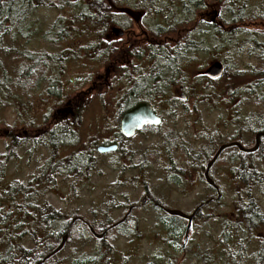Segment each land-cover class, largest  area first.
Returning a JSON list of instances; mask_svg holds the SVG:
<instances>
[{
	"label": "trees",
	"instance_id": "obj_1",
	"mask_svg": "<svg viewBox=\"0 0 264 264\" xmlns=\"http://www.w3.org/2000/svg\"><path fill=\"white\" fill-rule=\"evenodd\" d=\"M109 1L0 0V102L2 98L10 95L11 91L25 93L29 91L24 90H30L31 86H33L32 91L42 88L47 100L60 99L58 102L63 100L65 85L61 82L62 72L60 75L57 74L58 69L61 70L57 58L53 56L47 58L44 51L35 53L25 47V44L36 36L50 45L58 44L68 37L70 34L68 31H75L78 25L84 24L88 29L93 30V34L88 36L93 39L85 42V50L99 53L103 58V64L108 65L111 61L112 48L107 33L112 23H118L112 15ZM159 1L165 3V8L158 6ZM207 1L209 0H149L148 5L155 14L159 15L161 24V28H152L151 33L153 37L164 38L165 47L148 48L149 64L145 65L146 70L142 72H137L138 69L135 67L133 69L135 74L130 75L124 68L120 69L121 72H125L121 79L124 88L118 97L116 121L119 120L122 112L139 102L151 104L163 115L172 113L185 103L181 98L178 100L170 96V88L178 85L187 98L192 96L196 102H202L201 104L204 105L213 104L216 109L221 106L227 107L236 99H240L234 108H230L234 114L232 119H235L231 123L228 122V125L230 124L234 129L230 136L214 131L211 134L203 133L197 138L202 143L211 144L212 150L221 142H228L239 133L243 132L241 140L248 142L257 129L264 130V0H256L253 7L248 4L253 0H212L218 9L213 24H205L194 17V12L204 8ZM65 7L71 14L68 20L58 17L52 24H47L42 16L37 15L39 10L60 11ZM257 27L260 28L254 29ZM169 36H173L170 38L171 42L168 40ZM169 43L175 44V47L168 49ZM242 53L255 57L257 64L238 69L237 58ZM220 54L223 56H219ZM201 56H208L211 61L222 63L224 70L220 78L210 80L195 68V63ZM2 59H5L6 63H3ZM16 61L19 67L15 72L10 65ZM45 79L47 85L44 88L42 86ZM13 97L15 100L16 96ZM244 102L251 103V106L259 111L241 112ZM182 110L184 114L180 115L183 118L186 112L183 108ZM42 119V124L37 125L39 128L47 125L45 122L48 116ZM55 123L53 122L52 126H55ZM25 125L30 128L27 121ZM162 126L149 129V133L161 137ZM50 131L51 138L45 135L42 144L52 150L63 146L68 137L74 140V134L65 121L57 122L56 127ZM221 134L222 138L219 136ZM18 136L20 137L21 134ZM9 140L11 141L9 150L0 156V264H36L59 245L68 230L69 223L75 217L89 223L98 234L106 232L104 237L101 240L94 238L88 227L80 221L81 219L76 220L69 230L62 251L44 264H53L57 256L62 254L68 243L72 241L83 254L81 253L82 255L74 259L71 264H109V262L115 264V250L106 242L115 231L122 233V230L123 235L127 236L131 215H128L125 222L114 230L109 229L117 222L110 219V211L114 209L110 204L99 212L92 211L94 218L86 220L76 213L66 214L55 209L46 199L47 195L57 187L58 177L76 173L77 178L74 179L76 186H81L87 181L89 172L93 170L88 156L84 153L71 154L66 163L56 161V158L48 159L40 166L37 175L27 183L7 182L5 168L15 149L23 146L24 142H31L30 137L20 139L22 141L17 137ZM76 141L78 142V139ZM165 143L173 146L170 148L182 149L190 156L191 148L182 146L180 139H170L166 136ZM262 145L264 146V143ZM125 147L126 143H121L117 154L125 156L126 154H122ZM260 167V171L257 172L256 164L248 165V177L234 181L236 186L241 187V196H244L242 198H249L250 201L244 200L245 202L238 205L241 216L239 221L230 220L228 226L224 227L225 233L219 239L217 249L199 259L204 264L247 262L264 264V242H258L253 238L254 227L258 226L259 220L263 217V212L259 210L260 202L256 198H264V162ZM147 168V165L141 164L132 169L144 174ZM168 180L176 181L174 178ZM147 187L146 184L145 193L155 200L149 194ZM130 206L135 205L131 204L128 207ZM152 208L157 213H161L154 206ZM172 220L165 221V230L168 239L173 241L178 236L182 237L185 229L184 225L174 224ZM178 220L183 222L179 218ZM161 221V217H158L157 223L163 232ZM133 225L135 227V224H132L131 228ZM175 241L180 243L179 239ZM89 242H93L95 247L91 254H86L83 248L88 246ZM249 250H252L250 254L247 252ZM195 259L198 260V257L196 256ZM247 259L248 261L245 262ZM151 261L159 264L156 259Z\"/></svg>",
	"mask_w": 264,
	"mask_h": 264
},
{
	"label": "rangeland",
	"instance_id": "obj_2",
	"mask_svg": "<svg viewBox=\"0 0 264 264\" xmlns=\"http://www.w3.org/2000/svg\"><path fill=\"white\" fill-rule=\"evenodd\" d=\"M255 2L256 0H253L248 4L253 7ZM158 6L165 8V3L159 2ZM37 15L42 16L47 24H52L58 17H62L64 20L71 18L70 10L66 7L60 11L39 10ZM258 28L260 27L254 29ZM68 32L70 33L68 37L59 41L58 44L50 45L39 36L32 38L30 42L25 44V47L30 51L33 50L35 53L44 51L47 58L49 56L57 58L61 67L57 74L60 75L62 72L61 82L65 85V94L60 102H58L60 99L47 100L43 95L42 88L32 91L33 86H31L30 90H24L29 92L11 91L10 95L2 98L0 102V156L9 150L8 147L11 143L9 134H15L19 140L26 138H22V131L25 128L30 130L25 125L26 121L32 128L42 124V118L46 116H48V120L45 124L51 129L55 110L63 108L67 99L73 97L76 98L74 100L76 102L73 103L78 106L75 108L79 109L80 112L78 111L73 117L66 119L65 123H68L71 132L74 134V140L68 137L67 142L55 150L42 144L45 137L33 145L31 142H24L26 141L24 140V145L15 149L6 165L7 182L27 183L33 176L37 175L40 166L48 159L56 158V161L66 163L71 154L84 153L88 156L89 164L92 165V172H89L87 181H84L81 186H76L74 183V179L77 178L76 173L58 177L57 187L46 197L49 204L55 209L66 214L76 213L86 220H92L94 218L92 211L99 212L106 209V206L110 204L114 206V209L110 211V219L118 221L127 213L129 205L137 206L140 204L144 194H147L144 189L147 184L148 192L155 199L154 201H166L168 204L177 205L189 212L194 201L206 195V185L201 180L190 176L188 171L182 175V178L178 177L176 181L166 179L164 176L165 165L162 159H158L160 152L164 151L169 155L168 157L174 156L176 158L177 149L170 148L173 146L167 145L165 138L166 136L170 139L178 138L182 146L184 145L185 148L189 149L199 145L200 141L197 138L203 133L211 134L217 131L230 136L234 129L230 124L228 125V122L231 123L235 120L230 116L232 113L230 110L240 102V99H236L227 107L221 106L216 109L213 104L204 105L201 104V101V103L196 102L192 96L188 97L183 106L177 107L172 112L173 114H162L164 122L160 129L161 137L158 134L150 133L135 138L126 144L124 153H122L126 154L125 156L117 153L101 155L97 153L95 146L116 131L117 121L115 117L118 97L124 88L121 80H119L121 71L118 70L117 73L106 71L102 56L100 57L99 53H90L85 50V42L93 39L88 38L90 34H93V30L82 24L78 25L75 31L70 30ZM171 37L169 36L167 39L170 41ZM219 56L223 55L220 54ZM2 61L6 63L5 59ZM210 62L212 61L208 56H201L195 63V68L202 72ZM256 64L255 57H250L246 53L240 54L237 58L238 69L248 68ZM145 65L146 63L137 64V72L146 70ZM10 67L16 72L15 69L19 67V63L16 61ZM11 69L8 70L11 71ZM103 76L106 77L105 80ZM93 80L96 83L93 84ZM46 82L45 79L42 87L47 85ZM179 88L178 85L171 87L170 96L180 100L181 91ZM13 96H16L15 100ZM242 104L241 112L254 113L259 111L252 107L251 103L244 102ZM182 108L186 112L183 118L180 115L183 113ZM134 155L135 157H132ZM180 156L181 154L176 159L178 160L177 168L184 166L181 164ZM141 159L147 162L145 164L148 167L143 175L132 169L134 166H138ZM217 183L222 189V200L217 204V207L213 208V219L210 225L202 230L203 233H199L202 234L201 236L194 231L195 229L190 228L184 238H179V240L181 239L179 244L181 242L182 244L188 243L186 251L179 249L180 252L176 255L175 264H204L199 259L208 252L217 249L220 238L217 224L224 219L239 221L241 216L238 212V205L244 200L241 196V187L236 186V182L229 179L219 180ZM256 199L260 202L259 210L263 212L262 221H259L258 226L254 227L253 230V238L259 242L264 238V198ZM130 215L132 220L127 226L129 228L126 233L127 236L123 235L122 230V233L116 231L106 242L115 250V264H155L152 263V259L158 260L159 264H165L166 261L162 259V256L167 248L162 243L163 235L157 223L160 214L154 211L150 202L137 206ZM132 224H135V227L133 225L131 228ZM166 240H169L168 237ZM73 242L68 243L63 253L57 256L53 264H71L74 259L83 254L79 248L73 245ZM94 247L95 244L89 242L88 246L83 249L86 254H91ZM252 248L254 249V247ZM251 251L247 252L250 254ZM185 252L187 253L183 255L182 253ZM196 256L198 260L195 259ZM247 261L248 259L245 260V262ZM111 262L113 261L111 260Z\"/></svg>",
	"mask_w": 264,
	"mask_h": 264
},
{
	"label": "flooded vegetation",
	"instance_id": "obj_3",
	"mask_svg": "<svg viewBox=\"0 0 264 264\" xmlns=\"http://www.w3.org/2000/svg\"><path fill=\"white\" fill-rule=\"evenodd\" d=\"M148 2L149 0H123L122 2H120L119 0L109 1L112 15L114 16V19L118 20V23H112L108 29L107 39L111 43L112 56H111L110 63L105 66L106 71L108 72L110 71V73H117L118 70H120L121 68L122 69L124 68L125 72L130 73V75H134L133 69L137 66V64H144V63L149 64V52L147 51L149 47H151L152 49H156V47H159V48L165 47L163 46L165 45L164 38H159L155 36L153 37L151 33L152 28H155V27L161 28V24L159 23V18H160L159 15L155 14L154 11L150 9L149 7L150 5H148ZM205 4H206L205 7L202 8L200 11L194 12V17L195 19L199 18V20L203 21L205 24H213L216 21V18L218 15L217 14L218 9L217 7H215L212 0L207 1V3ZM113 29H118L121 33H114L112 31ZM171 41L172 40L170 39L169 42ZM173 47H175V44H172V43H169L167 46L168 49H172ZM212 62H210V64ZM210 64H208V66ZM125 72L124 71L121 72L122 75L120 74L119 80L123 78ZM103 78L105 80L106 77L103 76ZM92 83L93 84L96 83L95 80H93ZM179 91H181L180 92L181 100L186 101L187 97L182 92L181 87L179 88ZM75 99H76L75 97L67 99L63 108H60L59 110H55L53 120L51 123L53 122H56V123H55V126L53 127L51 126V129H49L48 126H45V127L42 126L39 128L37 125H35L32 128L30 127V130L24 129L22 131V134L24 135V137H30L31 145H33L34 143H37L39 139H43V137H46L45 135H49V139H50L51 138L50 130L56 127L57 122L59 121L64 122L66 119H70V117H73L76 114V112L77 113L78 111L80 112L79 109L75 108V107H78V106H75L76 103H73V102H76L74 101ZM137 104L138 103L134 104L132 107L122 112V114L119 117V120L116 122L117 123L115 127L116 131H114L112 135L109 136V138L101 140L95 146L96 151H97V147L99 146H109V145H115L116 150L110 153H99V154L101 155L116 154L120 149L121 143L127 144L128 142L134 140L137 137H140L144 134H150L149 129L158 128L162 126L164 122V117L162 116V113L159 112L157 109L154 108V106L150 104L153 107L155 114L161 118V124L159 126H145L142 129L136 131L132 136L130 137L125 136L121 131V118L126 111L131 110ZM233 115H234L233 113L230 114V116H233ZM207 134H210V133H207ZM257 134H259L258 139H257L258 144H257L256 149L253 152L241 151L236 146L226 148L221 152V154L219 155L215 163L210 167L209 171L207 172V176L214 182L218 190H216L214 187L207 185L205 181L206 166L208 162L212 159V157L214 156L218 148L223 144L237 142L245 150L252 149L256 144ZM15 136L16 135L13 133L8 135L9 139L14 138ZM219 136L221 137L222 134ZM242 136H243V132L239 133L237 136H235L233 139H231L228 142H221L220 144H218L217 148L214 150H212L213 148L211 144H205L200 141L197 147H192L190 149V156L188 153L184 152L182 149L176 148L177 149L176 155L178 156L179 154H181L179 159L181 161V164L184 165L183 168H177L176 166V164H178V160H176L177 156L176 158L174 156L168 157L169 155L166 154L164 151H161V152L159 151L162 157H160L159 155L158 159H162L163 164L165 165L164 166V170H165L164 176L166 177V179L174 178L175 180H177L178 177L182 178V175H184L185 172L188 171L190 176H193V178L197 180H201L206 185V195L199 200L196 199L192 205L193 206L192 209L189 212L184 211L182 208H180L177 205L168 204L166 201H160V203H158L157 201L152 200V198L148 194H144L143 199L145 197H149L145 201L142 199L144 204L150 203V202L152 204V202H157L163 208V209L157 208L152 204V206L159 209L161 212L160 213V217L162 219L161 227H163L164 229L162 232V235H163L162 240H163L164 246L167 248V251L164 252L162 256V259L166 261L165 264H170L171 262L172 264H175L174 260L176 258L177 253L180 252L179 249L186 251L187 249L186 245L188 243L187 242L186 244L185 243L182 244L181 242V244H179L175 241V240H178L181 236L180 237L178 236L176 239H174L175 238L174 237L173 241L171 239L166 240L168 233L165 230V221L167 219L169 220L173 219L172 221L174 224H178L179 226L184 225L185 230H186L188 222L179 217L171 216L167 214L164 211V209L179 210L187 215L194 213L191 219L190 228L195 229L194 231L198 235L201 236L202 234H199V233H203L202 230H204L205 227L209 226L211 223V220L213 219L212 217L213 208L217 207V204L220 203L222 200V189L217 183V181L223 180V179H229V180L235 181V180H242L244 178H247L248 177L247 167L248 165L252 163L256 164L257 172L260 171V168H261L260 165L261 163L264 162V146L262 145V143H264V130L262 128L257 129L255 134H253V138L251 137V140H249L248 142H243L241 140ZM164 149H165V146H164ZM145 163L147 162L141 159L138 163V166L141 164H145ZM140 174L143 175V173H140ZM174 176H177V177L175 178ZM243 199L248 202L250 201L249 198L248 199L243 198ZM137 206H140V205H137ZM137 206H130L127 208V211L129 208H132L131 212H133V210ZM233 215H236V213H233ZM75 218H77L76 220L81 219L79 217H75ZM178 218L181 219L183 222L179 221ZM175 219H177V221ZM80 221L83 222L88 227L89 223L85 222L82 219ZM259 221L261 222L262 220H259ZM229 222L230 220L224 219L217 224V230L219 231L218 236L220 238L223 235V233H225V231H223L224 227L225 226L227 227ZM123 223L119 225H122ZM115 228L116 227L109 228V229L116 230ZM102 233H104L105 235L106 232H102ZM102 233H99V234H102ZM185 234H186V231H184V234L181 238H184ZM104 235L102 236V238L104 237ZM208 238H209V235H208ZM261 242H264V238L261 240ZM186 253L187 252L182 253V254L184 255Z\"/></svg>",
	"mask_w": 264,
	"mask_h": 264
},
{
	"label": "water",
	"instance_id": "obj_4",
	"mask_svg": "<svg viewBox=\"0 0 264 264\" xmlns=\"http://www.w3.org/2000/svg\"><path fill=\"white\" fill-rule=\"evenodd\" d=\"M112 31L114 33H121L118 29H113ZM223 70H224V68H223L222 63L219 61H214L202 72V74L204 76L212 79V80H215V79H218L222 76ZM160 124H161V118L155 114L153 107L147 102H141V103H138L137 105H135L131 110L126 111L123 114V116L121 118V131L125 136L130 137L136 131L142 129L145 126H159ZM258 136H259V134L256 135L255 146L249 150H245L237 142H232V143L221 145L206 166L205 181H206L207 185L214 187L216 190H218V188L215 186L214 182L207 176V172L209 171L210 167L215 163V161L217 160V158L219 157V155L221 154V152L224 149L236 146L241 151L253 152L256 149L257 144H258V140H257ZM115 150H116L115 145L97 147L98 153H110V152H114ZM147 198H149V197H145L143 200L145 201ZM143 200L140 202L139 205L143 204ZM152 204L157 208L163 209L157 202H152ZM131 210H132V208H129L127 213L122 217V219H120L116 223L112 224L110 226V228L117 227L119 224L123 223L127 219V216L130 214ZM164 211L171 216L179 217V218L184 219L188 222L186 230H185L186 231L185 236H186L189 229H190L191 219H192L194 213L187 215V214H185L179 210L164 209ZM76 219L77 218H74L71 220L70 225L68 227V230L65 233V235L62 237L59 245L54 250H52L49 254L45 255L36 264H44L48 259H50L54 255H56L57 253H59L63 249V247L66 243L68 234H69V230H70L72 224L76 221ZM88 229H89L90 233L96 239H101L102 236L104 235V233L97 234L90 225H88Z\"/></svg>",
	"mask_w": 264,
	"mask_h": 264
}]
</instances>
